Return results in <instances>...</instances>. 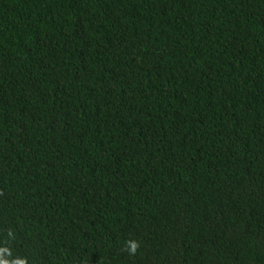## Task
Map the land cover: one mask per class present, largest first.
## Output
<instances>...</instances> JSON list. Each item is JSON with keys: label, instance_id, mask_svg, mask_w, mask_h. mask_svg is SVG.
Returning <instances> with one entry per match:
<instances>
[{"label": "trees", "instance_id": "16d2710c", "mask_svg": "<svg viewBox=\"0 0 264 264\" xmlns=\"http://www.w3.org/2000/svg\"><path fill=\"white\" fill-rule=\"evenodd\" d=\"M0 264H264V0H0Z\"/></svg>", "mask_w": 264, "mask_h": 264}, {"label": "clouds", "instance_id": "9594fccd", "mask_svg": "<svg viewBox=\"0 0 264 264\" xmlns=\"http://www.w3.org/2000/svg\"><path fill=\"white\" fill-rule=\"evenodd\" d=\"M129 244H130V247L126 246V250L130 251V253L134 255L139 245L136 242H129Z\"/></svg>", "mask_w": 264, "mask_h": 264}]
</instances>
